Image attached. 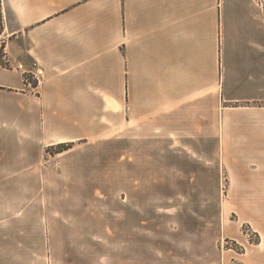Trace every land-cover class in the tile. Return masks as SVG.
I'll list each match as a JSON object with an SVG mask.
<instances>
[{
	"label": "rangeland",
	"instance_id": "1",
	"mask_svg": "<svg viewBox=\"0 0 264 264\" xmlns=\"http://www.w3.org/2000/svg\"><path fill=\"white\" fill-rule=\"evenodd\" d=\"M8 6L6 37L21 26ZM210 91L111 99L76 139L0 174V264H264V94Z\"/></svg>",
	"mask_w": 264,
	"mask_h": 264
},
{
	"label": "crops",
	"instance_id": "2",
	"mask_svg": "<svg viewBox=\"0 0 264 264\" xmlns=\"http://www.w3.org/2000/svg\"><path fill=\"white\" fill-rule=\"evenodd\" d=\"M1 5L21 21L7 37L3 26L5 58L39 67L43 80L31 90L20 72L0 64V174L26 172L43 147L73 141L94 111L110 110L111 99L124 107L127 93L162 103L207 88L215 101L217 94L227 102L264 94V16L251 0Z\"/></svg>",
	"mask_w": 264,
	"mask_h": 264
},
{
	"label": "built area",
	"instance_id": "3",
	"mask_svg": "<svg viewBox=\"0 0 264 264\" xmlns=\"http://www.w3.org/2000/svg\"><path fill=\"white\" fill-rule=\"evenodd\" d=\"M253 1L255 2V4L261 6L264 2V0L263 1L253 0ZM2 60L5 63V67L16 69L18 72L21 73L25 85L31 90L35 91L37 89V86L43 80V71L37 66H33L30 69H26L21 63L11 64L5 58V56H2Z\"/></svg>",
	"mask_w": 264,
	"mask_h": 264
},
{
	"label": "trees",
	"instance_id": "4",
	"mask_svg": "<svg viewBox=\"0 0 264 264\" xmlns=\"http://www.w3.org/2000/svg\"><path fill=\"white\" fill-rule=\"evenodd\" d=\"M3 29H4V27L2 25L1 0H0V35L2 34ZM0 64L2 65L1 61H0Z\"/></svg>",
	"mask_w": 264,
	"mask_h": 264
}]
</instances>
